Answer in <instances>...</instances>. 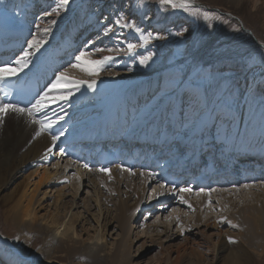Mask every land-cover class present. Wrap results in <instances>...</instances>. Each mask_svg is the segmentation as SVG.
<instances>
[{
  "label": "bare ground",
  "instance_id": "bare-ground-1",
  "mask_svg": "<svg viewBox=\"0 0 264 264\" xmlns=\"http://www.w3.org/2000/svg\"><path fill=\"white\" fill-rule=\"evenodd\" d=\"M27 1L0 0V43L6 47L3 42L6 38L14 40V44L22 49L16 59L25 50L29 52L26 68L14 76L0 79L20 81L35 78L40 84L35 101L25 108L32 109V116L27 112L18 114L6 111L0 114V193L7 191L31 164L36 163L42 167V173L36 182H31L29 176L25 177L27 182L17 184L12 194H4L0 199V214H3L4 222L10 220L16 226L18 235H21L13 245L22 257V261L18 262L8 258L10 255L6 253L7 255H0V261L8 264H130L126 262L132 244L129 226L138 221L140 216H136L140 210L146 212L147 219L151 213L150 208L146 211L148 205L156 206L151 211L157 213L166 211L174 203L193 208L194 204L189 201V197L200 187L197 185L205 187L206 178L222 172L225 165L229 172L226 175L241 173L239 177L246 176L244 180L257 167L264 173V162L252 164L247 171L240 169L241 165L236 163L245 162L247 166L252 156L264 153V122L261 118L255 120L253 116L243 126L242 121L246 119L240 120V113L244 110L242 103L248 98L254 84L260 80L262 68L261 72L255 71L251 75L248 73L247 77L239 81L237 99L227 109L223 99L228 85L224 87L222 82H207L200 91L203 99L201 103L200 98L194 96L195 86L190 83L194 70L188 67L175 91L161 97L152 109L147 107L146 101L160 87V77L138 74L125 76L114 70L101 73L104 66H116L120 63L118 59L122 56L121 50L108 45L105 50H101L97 47L99 42L95 43L93 41L96 39L89 37V40L81 44L87 50L86 55L81 61H76V56L79 55L76 53L77 44L88 34L104 30L100 27L104 19L91 26L92 28L86 26L82 30V27L77 26L76 20L79 19L82 26L88 9L95 7L93 0H86L75 14L69 12L66 19L67 15L60 19L52 28H56L55 32H50L52 36L45 32L40 38L35 37L38 25L49 16L55 17L60 11L52 12L51 4L45 0H30L32 5L25 9L22 4ZM35 2H40L43 8L48 9L36 21L25 15H32L37 8ZM173 2L179 3L180 0ZM67 8V5L63 7ZM38 10L41 11L40 8ZM17 15V18H12ZM89 29L93 30L90 32ZM67 31L69 34L63 38ZM80 31L83 34L77 38L78 43L74 38ZM32 35L43 41L38 49L29 48L32 40L28 42V38ZM106 57L109 59L105 60ZM92 58L104 59L96 75L82 70H62L68 63L79 64L80 69L92 67L87 63ZM16 59L4 61L1 67L6 66L5 62H11L7 66L18 68ZM62 72L66 73L68 80L52 89L51 85ZM74 81L83 82L77 87ZM92 81L95 84L89 87ZM42 96L43 107L33 109V105ZM0 104L4 103L0 101ZM33 120L41 123H33ZM37 132L40 135L37 136ZM116 137H121V146H115L113 151L103 152L102 144L107 142L111 145ZM173 137L177 138L179 146L188 148L193 145L194 151L179 148L170 155L176 157L162 158V151L168 150L166 145ZM104 138L106 141L103 142ZM64 147L77 148L81 161L66 157L63 154ZM155 150L157 152L154 154ZM205 150H209L207 157L201 156ZM141 152L143 157L138 159ZM103 154L114 159L105 169L100 160ZM129 154L134 159L132 169L126 166L130 161ZM238 156L246 158L244 161L235 160ZM230 164L237 169L234 170ZM156 166L159 168L154 171L153 167ZM194 168L201 172L195 184L190 183L191 178L187 176ZM169 171L175 172L171 175L188 171L183 178L177 176L179 182L183 180L181 187L173 188L174 185L167 179ZM240 179L238 178V183ZM233 181L235 179L229 178L223 183L227 185L234 183ZM81 185L87 189L84 191L86 200L77 196ZM128 185H131V189H127ZM148 187H152L150 197L147 204H144L143 196ZM239 189L230 190V194ZM67 190L71 191L70 196L66 193ZM139 191L143 195L136 197L135 205L128 212L127 202ZM217 194L223 195L224 192L219 191ZM13 195L15 196L12 197ZM68 196L70 199L66 200ZM198 196L203 200L207 195L199 193ZM250 196L240 209L221 218L223 222L218 219L222 223L226 222L237 237L231 235L219 242L215 249L216 264H253L250 251L255 250L258 245L264 247V188L261 193H252ZM158 201L162 202L159 207L155 205ZM79 208L81 211H78ZM113 219L122 238L116 243L114 250H108L104 230ZM195 222H199L198 218ZM90 223L94 226L89 227ZM170 224L172 218L166 226L160 224V227L166 230ZM141 226L147 228L145 231L151 232L158 231L159 224L142 222ZM180 227H177L179 231L188 229V224ZM10 234L8 237L12 236ZM8 237L0 232V239ZM126 246L128 253L124 252Z\"/></svg>",
  "mask_w": 264,
  "mask_h": 264
},
{
  "label": "rangeland",
  "instance_id": "rangeland-1",
  "mask_svg": "<svg viewBox=\"0 0 264 264\" xmlns=\"http://www.w3.org/2000/svg\"><path fill=\"white\" fill-rule=\"evenodd\" d=\"M85 1L86 0H68L66 4L68 8L57 9L60 12L55 17L49 16L46 21L41 22V25H38L36 28L38 33L35 31V34L39 35H32L28 38V42L33 40V36L40 38L41 35L45 33V27L49 29L48 33L52 36L51 33L56 30V28L52 29L53 26H56L59 20L65 17L69 12H71L72 15L73 13L75 14ZM238 1L239 2H237V0H187L189 7L188 9H184L179 7L174 8L169 3H162L161 0H93L94 5L96 4L95 7H93V9H88L89 12H87L82 26L80 25V20L76 18L77 26H79V28L82 27L83 30V27L84 29H86V26L90 28L104 19V22L101 21L100 25L101 29L104 30L98 31L99 33L92 32L88 34L80 44H77L76 53L80 54L81 51L86 53L87 50L83 48L81 44L87 39L89 40V37H92L96 39L93 42H99L97 47L101 50H105L108 46H111L113 49L115 48L123 52L121 53L122 58L120 57L118 59L121 67H119V64L109 67H106V65L104 66L105 68L101 70L102 74L114 70V72H120L125 76L138 74L142 76L146 75V77H160V87L157 88L146 101L147 107L152 109L158 104L161 97L175 91V88H177L179 83L183 80L185 70L188 67H192L194 70L190 83L195 86L196 90L194 96L195 98H200L201 103L203 99L200 91L207 82H222L224 87L228 85L225 89L226 93L223 99L224 106L227 109L230 108L237 99L240 91L239 81L247 77L248 73L251 75L263 70L260 80L254 84L247 95L248 98L242 103V109L244 110L240 113V120L246 119L242 121L243 126L246 125L245 122L250 120L253 116H255V118L253 117L255 120L261 118L262 122H264V0ZM45 2L51 4L50 9H53L57 7L59 0H45ZM30 5L32 4L30 0H28L22 4V7L26 9ZM35 5L37 8L32 12V15H29V13L25 14L34 21L38 20L42 14L47 13L48 10L45 7L43 8L40 2L37 4L35 2ZM38 8H40L41 11H39ZM68 16L69 15H67L65 19ZM206 16L208 17L207 19L205 18ZM17 17L18 15L16 17L12 16V18ZM73 19H71V21ZM52 21L56 23L53 24ZM129 24L134 25V27H128L127 25ZM90 30L93 29H89L88 31ZM245 30L247 32L249 31V33ZM39 31H41V34ZM64 34L66 35H61L63 38L65 36L67 37L69 33L67 31V33L64 32ZM82 34L83 33L80 31L78 36L74 39L82 36ZM75 41L79 43L78 39ZM129 44L134 45L131 50L128 48ZM144 57H148V59L141 64L140 61ZM90 60L97 59L92 58ZM100 60L103 61L104 59H98L97 61ZM121 61L123 63H121ZM72 65V63H68L62 70H81L78 67H72ZM128 66L130 67L127 68ZM244 113L246 115H244ZM173 138L169 141V145H166L168 148L171 146L170 143L173 141ZM192 147L193 145L186 149L192 151L194 149V147ZM179 148L184 150L185 147H183V145H177L175 151ZM171 151H174V149L170 148L168 152ZM206 151L209 153V150H205V153H202L201 156H205L207 153ZM165 153L166 152H164V154ZM184 156H182L183 159H185ZM33 165H36V167ZM158 166L153 167L154 171L159 168ZM37 167H39V169ZM32 170H34V172ZM197 171H199V169ZM253 171L254 170L251 172ZM41 173L42 167L40 168L36 163L26 167L22 175L14 181L7 191L0 193V199H2L4 194L7 196L12 190L16 189L17 184L27 182L28 180L25 179V177L29 176L28 179L31 182H36ZM254 177L251 180L249 179L246 182L242 181L239 184L238 181H233L234 183L230 182L225 185L226 187L213 185L206 189L205 185L204 188L196 189L195 194L189 197V201L194 204L193 208L174 203L170 205L166 211L157 213L156 211H151L154 210L156 206H146V211L150 208V216L145 219L146 212L140 210L136 216H140L138 221L133 222L131 227L129 226L131 231L129 236L132 244L129 253L128 246H126V251H124L128 253L126 262L130 264H216L215 257L217 254L215 253V249L219 242L231 235L237 237L236 232L229 228L226 222L222 223L223 220H221V218L240 209L241 206L246 204L251 198L250 195L252 193H261L264 188V176L260 172H254ZM108 183H110V181ZM43 185L44 184H42V187ZM246 185L247 187H245ZM152 187H148L146 195L143 196L144 204L148 202L150 197L149 192ZM234 188H240V191L236 190L237 192L235 191V193L230 194V190ZM127 189H131V185H128ZM85 190L87 191V189L81 185L77 195L82 198L81 200L87 199ZM217 190L224 192V194H217L219 192ZM70 192L69 190L66 191L69 196L71 195ZM199 193H205L207 196L201 200L198 196ZM141 195L143 194L140 193V191L137 192L136 195H132V199L127 202V206L129 205V208L127 207L128 212L135 205L136 197L140 198ZM14 196L15 195L12 197ZM69 196L66 200L70 199ZM201 202L204 203L201 204ZM160 204H162L161 201L155 203L157 207H159ZM108 206L111 207V205ZM1 210L0 208V213L2 212ZM79 210L81 211L80 208L78 211ZM140 212H142V214ZM170 218H172V224H170V227L168 226L166 230H163L160 224L166 226ZM197 218L199 222H195ZM111 221L112 222L108 224L104 230L108 244L107 247L109 248L108 250H114L116 243L122 238L121 232L119 228H117V223L114 219ZM142 222L146 224H159L158 231H145L147 228L141 226ZM187 224L188 229L179 231L180 229L177 228ZM88 226L93 227L94 225L90 223ZM0 232L7 237L8 234L12 233V236L8 238L0 239V251L8 253L11 258H15L18 262L22 261L21 255L13 245L15 240L18 242L21 235H18L16 226L12 224L10 220L4 222L3 214H0ZM24 245H26V243H24ZM143 245L144 247H141ZM263 248V246L258 245L255 247V250L250 251L253 264H264ZM35 250L36 247L33 248V251ZM257 254L260 255L258 256ZM225 255L226 254H224V256ZM0 264H2V262H0Z\"/></svg>",
  "mask_w": 264,
  "mask_h": 264
},
{
  "label": "snow or ice",
  "instance_id": "snow-or-ice-1",
  "mask_svg": "<svg viewBox=\"0 0 264 264\" xmlns=\"http://www.w3.org/2000/svg\"><path fill=\"white\" fill-rule=\"evenodd\" d=\"M161 2L162 3H169L174 8L179 7V8L188 9V7H189L187 0H180L179 3L173 2V0H161ZM67 3H68V0H59L57 7L53 8L52 12L56 13L57 9L63 8ZM205 18L207 19L208 17L206 16ZM117 22H119V21H117ZM52 23L54 24L56 22L52 21ZM127 26L128 27H134V25H131V24H129ZM44 31L48 32L49 29L46 28V29H44ZM42 42H43L42 40H37L34 38L32 41L29 42V48H37L38 49ZM133 47H134V45H132V44L128 45L129 50H131ZM97 51H99V49ZM85 55H86V53L81 51L80 54L76 56V61H81L82 57H84ZM28 56H29V52L25 50L23 55L21 57H18L15 60V64L19 66L18 68L9 67L7 65L11 62H5L6 66L0 67V78H4V77H8V76H14L17 74L18 71H21V70H23V68H26L28 66V61H27ZM105 59H109V58L106 57ZM147 59H148V57L142 58L140 63L143 64ZM87 63L89 65H92V67L85 66V67H82L81 70L87 74L96 75L98 68L100 67L101 64H103V61L102 60H100V61L89 60ZM72 67L76 68V67H80V65L79 64H73ZM67 80H68V77H67L66 73L62 72L57 76L56 81L51 85V88L55 89L62 83V81H67ZM82 82L83 81H74V83L77 87ZM94 84H95V81H92L91 83H89L88 86L92 87ZM62 98L67 99V97H62ZM43 99H44V97L42 96L40 100H37L36 104L33 105V109L43 107V104H42ZM6 111L14 112V113H18V114H24L25 112H27V114L29 116H32V109L20 108V107L10 105V104H0V114L5 113ZM33 123H41V122L37 121V120H33ZM36 135L37 136L40 135V132H37ZM53 139H56V138L54 137ZM245 187H247V185ZM181 191H183V189ZM231 226L236 227V225H231Z\"/></svg>",
  "mask_w": 264,
  "mask_h": 264
},
{
  "label": "water",
  "instance_id": "water-1",
  "mask_svg": "<svg viewBox=\"0 0 264 264\" xmlns=\"http://www.w3.org/2000/svg\"><path fill=\"white\" fill-rule=\"evenodd\" d=\"M194 4V3H193ZM246 31V30H245ZM247 32V31H246ZM247 33H249V31L247 32Z\"/></svg>",
  "mask_w": 264,
  "mask_h": 264
}]
</instances>
